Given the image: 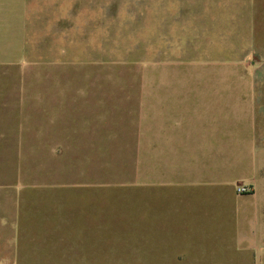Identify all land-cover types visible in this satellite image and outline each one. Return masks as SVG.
I'll use <instances>...</instances> for the list:
<instances>
[{
    "label": "crops",
    "instance_id": "crops-1",
    "mask_svg": "<svg viewBox=\"0 0 264 264\" xmlns=\"http://www.w3.org/2000/svg\"><path fill=\"white\" fill-rule=\"evenodd\" d=\"M13 4L0 7V29L31 21ZM162 19L172 53L160 84L0 85V174L10 158H32L37 180L0 176V264L99 260L112 186L130 188L134 230L143 215L153 224L142 243L164 239L152 227L180 229L176 242L213 260L198 241L209 220L226 262L264 264V0H163ZM18 63L0 70L20 73ZM108 166L129 182L108 185Z\"/></svg>",
    "mask_w": 264,
    "mask_h": 264
},
{
    "label": "rangeland",
    "instance_id": "rangeland-1",
    "mask_svg": "<svg viewBox=\"0 0 264 264\" xmlns=\"http://www.w3.org/2000/svg\"><path fill=\"white\" fill-rule=\"evenodd\" d=\"M22 1L0 0V7L4 8L14 7L16 2L17 7L25 8L31 19L27 24L17 20L12 24L14 28L0 29V62L22 65L20 73L13 69H6L4 73L0 70L1 86L161 83L163 55L172 53L168 38L166 47V31L162 29L163 0H27V9ZM167 35L169 37V31ZM259 53L264 55V37L260 39ZM20 58L26 61H19ZM3 75L7 76L2 78ZM115 145L108 144L112 150ZM10 161L9 173L0 174L3 182L7 183V178L11 184L33 185L37 182L35 173L29 171H34V159L10 158ZM19 162L21 165L18 166ZM113 170V166L106 168L108 185L129 182V173ZM50 176L40 180L50 182ZM59 176L65 181V174ZM98 176H101L100 180L104 177L89 174L86 180H98L94 179ZM106 192L107 226L101 230L102 237L105 234V244L101 243L104 253L99 260H76L75 264H252L249 256L226 262L232 254L220 251L224 238L220 231L212 234L214 230H209V220L202 223L206 227L201 229L198 241L214 255L213 260H198L201 254L195 252V246L187 247L190 243L182 238L176 242L171 235L179 234L180 229L152 227L149 229L151 236L164 234V239L142 243L138 237L147 235V225L153 224L143 215L139 217L140 227L132 228L130 188L112 186L107 187ZM101 200L103 203V197ZM83 223L78 221L77 225L83 226ZM190 225L189 220L186 229L189 232ZM189 238L195 241L194 237ZM174 251L182 253L166 255ZM140 257L143 262L137 261Z\"/></svg>",
    "mask_w": 264,
    "mask_h": 264
},
{
    "label": "built area",
    "instance_id": "built-area-1",
    "mask_svg": "<svg viewBox=\"0 0 264 264\" xmlns=\"http://www.w3.org/2000/svg\"><path fill=\"white\" fill-rule=\"evenodd\" d=\"M238 193L240 194H245V193H249L251 192V190L249 188H246V187H241V188H238Z\"/></svg>",
    "mask_w": 264,
    "mask_h": 264
}]
</instances>
